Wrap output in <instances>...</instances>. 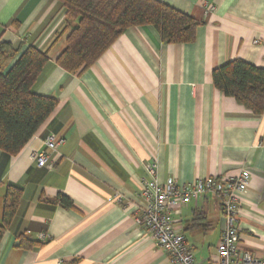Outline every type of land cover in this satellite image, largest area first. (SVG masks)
Masks as SVG:
<instances>
[{
  "label": "crops",
  "instance_id": "0c3cea01",
  "mask_svg": "<svg viewBox=\"0 0 264 264\" xmlns=\"http://www.w3.org/2000/svg\"><path fill=\"white\" fill-rule=\"evenodd\" d=\"M157 1L202 23L193 42L166 45L155 27H133L76 75L57 64L71 32L61 3L0 0V41L49 52L35 92L58 100L20 154L0 150V225L8 187L23 190L0 264H170L137 223L150 164L160 182L180 186L248 171L239 249L264 259V114L213 83V72L234 60L264 69V0ZM15 61L0 65L8 72ZM49 136L64 140L57 151L45 145ZM36 152L49 155V167H38ZM172 218L197 261L215 264L219 201L206 194Z\"/></svg>",
  "mask_w": 264,
  "mask_h": 264
},
{
  "label": "trees",
  "instance_id": "16d2710c",
  "mask_svg": "<svg viewBox=\"0 0 264 264\" xmlns=\"http://www.w3.org/2000/svg\"><path fill=\"white\" fill-rule=\"evenodd\" d=\"M56 1L66 13L65 30L71 29L57 64L76 75L96 64L133 27L153 26L164 44L173 45L193 42L202 24L157 0ZM50 59L48 51L36 46L22 52L9 42L0 41V61L16 60L8 72L0 65V150L10 156L22 152L58 106L56 98L35 92ZM213 83L255 114H264V69L234 60L213 72ZM22 193L17 186L7 189L0 243L17 213ZM62 202L66 207L71 204L67 197H62Z\"/></svg>",
  "mask_w": 264,
  "mask_h": 264
},
{
  "label": "built area",
  "instance_id": "2783aa9c",
  "mask_svg": "<svg viewBox=\"0 0 264 264\" xmlns=\"http://www.w3.org/2000/svg\"><path fill=\"white\" fill-rule=\"evenodd\" d=\"M208 8L214 10L211 6ZM63 142L64 140L56 141L54 136H49L45 145L50 150L57 151ZM33 158L40 168L50 165V157L46 152H36ZM148 172L151 179L143 183L141 191L146 204L137 223L142 225L157 246L168 254L170 264H202L197 261L185 235L176 228L172 215L192 200H199L206 194H211L219 201L224 219V231L218 247V261L215 264H264V259L239 249L241 200L252 181L248 171L243 170L235 177L199 178L183 186L172 178L165 183L160 182L156 164H150ZM116 199L122 203L121 196ZM40 238L45 241L47 235L43 233Z\"/></svg>",
  "mask_w": 264,
  "mask_h": 264
}]
</instances>
